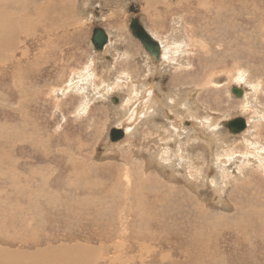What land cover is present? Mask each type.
<instances>
[{"label": "rangeland", "instance_id": "1", "mask_svg": "<svg viewBox=\"0 0 264 264\" xmlns=\"http://www.w3.org/2000/svg\"><path fill=\"white\" fill-rule=\"evenodd\" d=\"M32 1L30 9L42 8L44 15L40 22L33 17L30 29L18 37L15 51L5 53L12 62L0 68V243L14 244L2 247L26 253L20 249L24 240L41 241L42 250L80 243L99 251L101 257L90 264H159L146 257L129 258L141 252L138 248L131 254L113 251L122 241L125 249L131 248L133 241L122 238L129 232L121 226L135 219L129 190L136 177L144 180L142 173L147 171L149 180L175 182L181 189L190 188L186 181L191 177L197 184L192 192L200 186L198 193L208 203L203 214L184 213L178 187L177 196L170 189L160 199L162 212L156 211L154 220H147L140 208L143 214L135 215L134 225L145 218L148 225L142 234L155 237L144 243L154 249L163 247L171 258L160 264H191V254L175 249L207 242L208 233H214L221 264H246L251 249H260L261 238L246 240L240 231L264 227V0H226L223 8L213 6L217 0L208 4L155 0L153 8L147 0ZM132 5L137 15L131 12ZM133 18L163 46L177 32L185 41L184 54L176 56L172 65L152 61L129 29ZM96 28L110 35L109 45L101 52L92 43ZM230 40L236 47H229ZM249 57L262 59L252 63ZM222 58L230 62L221 64ZM207 70L213 78L200 91L194 82ZM147 86L155 87L156 96L150 99L154 105L145 116L129 121L127 136L111 142L113 128L123 129L122 122L134 107L141 108L138 102L143 103ZM234 88L243 96L234 95ZM169 95L177 102L169 100ZM184 100L197 109L198 118ZM253 100L256 105H249ZM226 113L232 121L244 119L246 129L235 133L229 128L232 121L214 128L201 124L208 115L217 122ZM30 133H35L42 147L25 139ZM129 171L132 180L126 178ZM69 179L85 181L78 202L92 194L105 198L112 211L105 216L91 211L76 220L57 212L46 214L45 207L26 215L22 207L29 201L14 202L24 196L16 186L38 188L44 183L47 189L53 184L63 188ZM117 184L118 190H113ZM96 185L100 190L91 192ZM231 204L239 205L238 209ZM16 216L18 221L11 223L9 231L6 224ZM30 218L35 219L25 231L20 224ZM258 253L257 263L263 258Z\"/></svg>", "mask_w": 264, "mask_h": 264}, {"label": "bare ground", "instance_id": "2", "mask_svg": "<svg viewBox=\"0 0 264 264\" xmlns=\"http://www.w3.org/2000/svg\"><path fill=\"white\" fill-rule=\"evenodd\" d=\"M146 2H147V5L149 8H153V6L156 7L155 0H147ZM32 3H33L32 0H0V68H2L3 65H5L8 62H12L5 53L15 51V49L17 47L18 37L21 36L22 33L24 34L25 31L30 29L32 22H34L32 20V19H34L33 17H35L37 19V22H40L42 19V14H43L42 8H40V10L39 9L36 10L35 9L36 7L33 9H30V8H32L30 6V5H32ZM54 3L57 4L56 0ZM225 3H227L226 0H217V2H213V6L214 7L219 6L220 8H223L222 4L225 5ZM203 4H208V0H204ZM167 9H169V8H167ZM222 19H223V17H222ZM223 20H224L223 22L227 23V25L230 24L229 22L226 21L227 18L225 20V17H224ZM108 37H109V41H108V43H109L110 42V36L108 35ZM179 37L180 36L177 35V32H174L173 36L170 37L169 45L163 46L162 43L160 42L161 43L160 46H161V50H162V55L160 54V60L161 61H165L167 64L172 65L173 62L175 61L176 56H178L179 54H184V52H185L184 51L185 41ZM232 38H236V37L233 35ZM230 42L231 43H230L229 47H236V43L234 41L230 40ZM254 42L252 45H254ZM108 45H106V47ZM170 46L173 47L174 49H170ZM173 54H174V56H172ZM248 54H250V53H248ZM234 55L236 57L237 53H234ZM165 57H166V59L164 60ZM259 58H261V57H257V58L249 57V59L252 63H259V61H260ZM12 59H14V58H12ZM160 60H159V62H160ZM222 61L223 62H221V64H227L228 62H230V60L228 61L224 58H222ZM32 62H34V61H32ZM16 76L17 75H15V77ZM210 77L212 80L213 76L211 75L209 70L200 74L198 80L196 82H194V83L198 84V87H196V88L200 89V91L201 90L203 91L207 86H209L211 84V82H209ZM204 78H206V80H204ZM19 85H22V84H19ZM17 88H18V86H17ZM21 88L19 87L20 90H21ZM143 90H144V92L142 93L143 99H141V100H143V103H141V102H138L140 104L137 103L138 106H141V108L140 107L136 108V107H134L135 105L132 106V109L134 107V111H132L130 113V115L128 116V118H126L122 122L124 130H125V128H127L129 126L130 120H133V118H137L139 115H140V117H142L141 115H143V114H144V116L146 115L147 108L150 106V104H152L150 99L152 97L154 98V96H156L155 95V87H153V86L152 87L147 86V89L144 88ZM191 92L189 91L188 93L190 94ZM170 94H172V93H170ZM168 99L169 100L175 99V102H177L174 95H169ZM186 101L185 100L183 101L185 106H187L190 103L189 101L188 102H186ZM252 104L256 105L255 100H253L252 102L249 103V105H252ZM152 105H154V103ZM189 106H191V107H189ZM187 108L190 109V112L192 110L195 111L194 114H192L193 117H195V116H196V118L199 117V112H197L196 108H193L192 105H188ZM198 109H200V108H198ZM200 113H201V111H200ZM169 114H170V112H169ZM212 117L213 116H211V115L206 116L204 118V121L201 122V124H203V126H205V127L210 126V127L214 128V126L226 125L227 123L232 121V116L230 114H227V113L225 115H222V117H224L222 119L220 116V118L217 122H214ZM214 119H215V117H214ZM125 136H127V135H125ZM23 139L19 138L18 140H23ZM25 139L29 140L30 143L34 146H41L42 147V143L39 140H37V136L35 135V133H30L29 135H27V137ZM181 153H182V151H181ZM179 155H181V154H179ZM180 157H183V156H180ZM184 158H185V156H184ZM194 171H196V170H194ZM198 171H200L199 168H198ZM145 172H147V171H143V173H142V178L145 181L144 180L141 181L139 179V177H136L135 179L138 180L137 183L133 184L134 188L129 190V193H131L132 196H130L128 193V195L130 196L132 203H133V210L134 211H133L132 215L135 217V219L131 223H127L126 226H121L124 228V229L122 228L123 230H126L127 232H129L128 236L126 234V235H123L122 238H124V239L130 238L133 241V243L131 244V248L125 249L123 247V246H126L124 244L125 242L122 241L117 246L113 247L115 249V250L113 249V251L114 252L116 251L117 253L119 252V254H122L123 252L125 254V251H127V253L131 254L134 252V250L136 248H138L141 252L137 256H129V258H131L132 260H139V259L143 260L144 257H146V258L150 259V261L156 260L160 264V263H165L168 260H171V258L167 257L168 254L163 252V250H164L163 247H161L159 249H154L151 246V244L150 245L145 244L144 242H149V241L153 240L155 237L153 238V236H152L151 239H148L145 236V234L144 235L142 234L141 231L143 229V226L148 225L147 223H144V222H147L148 218L152 217V219L154 220L155 214H157L156 211L162 212V209H161L162 205L160 204V202H161L160 199H164L166 197V194L170 191V189L173 190L174 196H177L178 195L177 194L178 187H179V189H181V186H178L177 184H175V182L167 184L165 182L164 183H161V182L158 183L155 181H151V180H149L150 176L144 174ZM84 176H85V174H84ZM188 176H192L191 173ZM84 178L86 179L87 177H84ZM126 178L132 180L133 179L132 172L129 171L126 174ZM190 178L191 177H189L188 181H186L190 185V188L185 186L184 189H181L182 198L184 199L183 206H184L185 211H186L184 213L189 212V213H191V215L192 214H200V213L203 214L207 210L208 203L202 197V195L198 193L200 191V189H199L200 186L196 187L197 189H195V190H197V191L199 190V191L196 193H193L195 191L192 190L191 188H192V186H195L197 184L194 185L193 180ZM88 179H89V177H88ZM83 181L82 180H70V179L66 180V182H64V184H66V185L63 188H60V186L53 184L52 188H49L47 186L49 188V189H47L46 184H44V183H41V185L38 188H32L31 184L28 185L29 187L27 185L26 186L24 185L25 187L23 189H21L20 186H16L18 194L19 195L23 194L24 196L22 197V195H21V197L15 199L14 202L25 201V200L29 201L28 206L22 207V208H24V209H22V211H23V213H27L26 215H28V213H31V214L35 213L36 214L37 210L42 209L43 207H45L46 214H48L50 212H57V213H61L62 215H64L67 219L70 217H73V219L75 218L76 220H80V219L84 218L85 214H88V212H91V211H95V213H93V215H95V216H97L96 212L97 213L102 212L103 216L108 214V212H111L112 211L111 206L110 207L108 206L107 200L103 197L99 198V199H101V201H99V199L94 197V195L88 194V199L85 200V198H84V199H82V201L78 202L80 200L81 195H82L80 190L83 188V185H85L84 184L85 181L84 182ZM91 181H93V180H91ZM88 183H90V182H88ZM88 185L90 187V184H88ZM95 187L96 188L91 189L90 191L96 193V190H98L99 188L97 189V185ZM126 187L128 188V186H126ZM85 188H88V187H85ZM129 189H130V187H129ZM113 190H118V184L116 185V188H114ZM235 191H236V189H235ZM75 193H76L77 198L74 196ZM161 193L164 194L162 198H161ZM110 195L112 196V191L110 192ZM24 197H25V199H24ZM232 200H234V199H232ZM12 205H13V203H12ZM87 205H88V208H87ZM238 206L239 205H237V207L235 208V205H232V207H234L235 209H238ZM92 207H94V208H92ZM141 207H143L145 210V216H147L145 218H147V220H145V218H144V219H142V221L139 220V222H137V224L134 225L136 223V216L135 215L136 214H138V215L143 214L141 209H140ZM109 209H110V211H109ZM169 209H170V207H169ZM255 210H256V206L252 209V214L255 212ZM262 211L264 213L263 209H262ZM19 212H21V211L19 210ZM165 213H168V211L167 212L165 211ZM17 216H18V213H17ZM17 216L14 218H10V223L6 224V228L9 229L11 227V223L14 224L15 221H18ZM21 217H23V216H21ZM29 217H30V214H29ZM27 218H26V220H27ZM34 219L30 218L29 222L27 221L28 222L27 224H20L21 228L26 231L27 228L31 226L30 222L34 221ZM152 221H151V223H152ZM249 221H251V219ZM33 225H35V223ZM132 225H134L136 228ZM262 225H264V222L262 223ZM13 230H14V228H13ZM134 230H136V231L133 233ZM9 231H10V229H9ZM248 232L255 233V235L251 236ZM240 234H242V237H244V239H246V240H249V239L254 238V237H255L254 239L261 238L260 243H258L260 249L259 248L251 249L252 253L248 254L251 256H253V254H254V259H251V256H249L248 258H250V260H246L244 262L246 264H264V227H260V228L255 227L253 229L242 230V231H240ZM18 237H19V235H18ZM206 237L208 238L207 242H205V241L200 242L199 245H198V242L196 244L193 243V246H190V245L186 246V244H182L180 246V249H175V250H177V252L183 251V252L191 254V264H221L222 261L220 262V259H219V252H218L219 249L217 250V246L215 244L214 233H208L206 235ZM55 240H57V239H55ZM41 244H42L41 241L36 240V239L24 240L22 242V245H20V249L24 250L26 253H20L19 250H17L18 252H16V251L12 250V248L2 247V245L14 246V244L0 243V264H53V263H55V264H90V263L94 262L95 260H97L99 257H101L98 253L99 251L96 252L97 251V250H95L96 247L93 248V246H89L87 244L82 245V244L78 243L80 245L77 244V246L74 245L73 247H69L67 244H66L67 246L66 245L65 246H58V245L57 246H51L50 245L49 247L45 248V250L39 249L38 246H40ZM98 246H99V244H98ZM173 247L177 248L178 246L176 245ZM28 248H34V249L36 248V249L33 252H29L26 250ZM103 248H104V246H103ZM122 248H124V250L121 251ZM258 252L261 253L263 258H262V261L257 263L256 258L260 257V259H261V256L259 255ZM137 257H139V259ZM205 258H207V259H205ZM100 260H101V258H100Z\"/></svg>", "mask_w": 264, "mask_h": 264}, {"label": "water", "instance_id": "3", "mask_svg": "<svg viewBox=\"0 0 264 264\" xmlns=\"http://www.w3.org/2000/svg\"><path fill=\"white\" fill-rule=\"evenodd\" d=\"M131 12L133 14H136L137 11L135 9V6H131ZM129 29L135 39H137L141 45L144 47V49L149 53L152 60L157 63L160 60V54H161V46L157 40H155L145 29V27L141 24L139 19L133 18L130 22ZM109 37L104 29L96 28L93 31V38L92 43L95 47V49L99 52L104 51L106 45L108 44ZM233 94L242 97L243 92L237 88L233 89ZM247 124L244 119H237L234 120L229 128L231 130H234L235 132L239 133L246 129ZM126 135V132L124 129H117L113 128L110 134V141L113 143H116L120 140H122Z\"/></svg>", "mask_w": 264, "mask_h": 264}, {"label": "flooded vegetation", "instance_id": "4", "mask_svg": "<svg viewBox=\"0 0 264 264\" xmlns=\"http://www.w3.org/2000/svg\"><path fill=\"white\" fill-rule=\"evenodd\" d=\"M135 9H136V11H137V13L135 14V15H137L138 14V10H137V8L135 7Z\"/></svg>", "mask_w": 264, "mask_h": 264}, {"label": "crops", "instance_id": "5", "mask_svg": "<svg viewBox=\"0 0 264 264\" xmlns=\"http://www.w3.org/2000/svg\"><path fill=\"white\" fill-rule=\"evenodd\" d=\"M110 36V35H109Z\"/></svg>", "mask_w": 264, "mask_h": 264}]
</instances>
